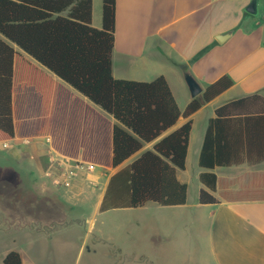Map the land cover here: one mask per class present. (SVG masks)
<instances>
[{
    "label": "trees",
    "instance_id": "16d2710c",
    "mask_svg": "<svg viewBox=\"0 0 264 264\" xmlns=\"http://www.w3.org/2000/svg\"><path fill=\"white\" fill-rule=\"evenodd\" d=\"M115 33L116 0H103L100 29L93 26V0H0V144L49 139L65 159L116 169L234 85L223 76L182 113L165 77L114 78ZM191 130L189 121L114 174L101 211L185 205L188 187L178 171L186 168ZM262 162L264 97L218 108L201 167ZM201 181L214 191L217 176L203 173ZM199 201L219 203L207 190ZM3 264H23L21 254L10 252Z\"/></svg>",
    "mask_w": 264,
    "mask_h": 264
},
{
    "label": "crops",
    "instance_id": "0c3cea01",
    "mask_svg": "<svg viewBox=\"0 0 264 264\" xmlns=\"http://www.w3.org/2000/svg\"><path fill=\"white\" fill-rule=\"evenodd\" d=\"M252 1L116 0L115 79L152 82L165 77L182 113L194 99L187 75L203 90L223 76L234 81L230 89L188 119L180 117L176 126L157 141L146 144L119 168L95 167L90 172L76 169L75 183L73 178L69 186L57 185L56 180L70 176L72 171L66 173L65 168H74L75 162L64 166L65 158L51 149L49 139L21 140L35 146L27 156L47 182L41 183V193L74 199L89 191L97 198L99 214L118 210L101 211L114 174L142 153L153 150L159 140L192 122L186 168L178 171V179L188 187L187 203L176 207L149 203L138 208L152 209L150 223L155 247L151 255L136 258V264H159L161 251L156 246L166 242L171 243L170 259L174 264H264V162L215 169L200 165L209 122L216 118V110L254 94L264 97V0H257V15L246 11ZM102 2L93 0V26L97 29L102 27ZM92 127L98 129L96 123ZM14 143L20 141L6 143L7 148ZM207 172L217 176L214 191L201 181V175ZM201 190L210 192L219 203L201 204ZM146 224L143 223L144 227ZM18 227L22 234L16 236L14 230ZM58 227L60 224L55 221L46 220L15 224L14 218L0 214V231L10 237L0 251V264L12 251L21 254L23 264H57L56 243L51 256L47 244L54 242ZM81 250L84 252L86 247ZM89 251L96 253L92 248ZM108 254L110 260L125 263L120 248L111 247Z\"/></svg>",
    "mask_w": 264,
    "mask_h": 264
},
{
    "label": "rangeland",
    "instance_id": "374dc122",
    "mask_svg": "<svg viewBox=\"0 0 264 264\" xmlns=\"http://www.w3.org/2000/svg\"><path fill=\"white\" fill-rule=\"evenodd\" d=\"M7 147L0 145V214H7L20 225L43 220L60 224L54 242L47 244L50 256L56 250L57 264H119L108 258L111 247L122 250L124 264H136V258L152 254L155 247L150 223L154 215L152 209H118L97 214V198L89 191L74 199L43 194L40 186L47 182L27 156L35 146L20 141ZM70 167L65 168L66 173L76 171ZM75 180L77 178L74 183ZM143 223H147L145 227ZM157 232L161 234V230ZM14 233L22 234L21 227ZM9 239L0 231V251ZM53 243H56L55 250ZM170 244L156 246L161 251L159 264H174L170 259ZM83 246L86 247L84 252ZM90 248L96 253L90 252Z\"/></svg>",
    "mask_w": 264,
    "mask_h": 264
},
{
    "label": "water",
    "instance_id": "95a60500",
    "mask_svg": "<svg viewBox=\"0 0 264 264\" xmlns=\"http://www.w3.org/2000/svg\"><path fill=\"white\" fill-rule=\"evenodd\" d=\"M246 11L252 15H257L258 14L257 0H253L247 6ZM218 40L221 41V38H218ZM186 81H187V84L189 86V89H190V92L193 98L199 97L203 94L204 92L203 88L191 75L186 76Z\"/></svg>",
    "mask_w": 264,
    "mask_h": 264
},
{
    "label": "built area",
    "instance_id": "2783aa9c",
    "mask_svg": "<svg viewBox=\"0 0 264 264\" xmlns=\"http://www.w3.org/2000/svg\"><path fill=\"white\" fill-rule=\"evenodd\" d=\"M4 146H8L7 144H4ZM65 162L63 163L64 166H67V165H70V163L72 162L71 160L69 159H64ZM75 169L79 170V171H93L95 169V166H92V165H87V164H82L80 162H75V165L73 166ZM78 176V173H75V172H71L70 176L66 179H64L63 181L61 180H56L55 183L57 185H65V186H69L70 185V182L71 180Z\"/></svg>",
    "mask_w": 264,
    "mask_h": 264
}]
</instances>
